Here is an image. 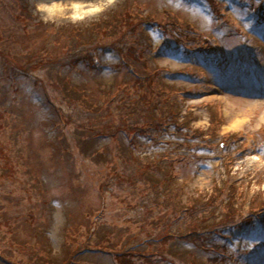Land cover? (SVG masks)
Returning a JSON list of instances; mask_svg holds the SVG:
<instances>
[{
	"label": "rangeland",
	"instance_id": "obj_1",
	"mask_svg": "<svg viewBox=\"0 0 264 264\" xmlns=\"http://www.w3.org/2000/svg\"><path fill=\"white\" fill-rule=\"evenodd\" d=\"M261 1L0 0V264H264V228L228 226L264 209ZM180 30L212 45L199 68L174 48ZM68 54L93 67H62ZM159 68L186 71L165 84L189 92L177 134L112 99L141 96ZM204 201L201 219L232 234L222 256L178 237Z\"/></svg>",
	"mask_w": 264,
	"mask_h": 264
},
{
	"label": "trees",
	"instance_id": "obj_2",
	"mask_svg": "<svg viewBox=\"0 0 264 264\" xmlns=\"http://www.w3.org/2000/svg\"><path fill=\"white\" fill-rule=\"evenodd\" d=\"M246 1H249L250 3H252V0H246ZM256 9L257 10L254 11V14L258 15V17H261V19H264V2L261 1V3L258 4ZM170 21H171L170 24L172 26L174 24H176V26H179L176 19L175 20L173 19ZM146 22H147L146 24L149 23L148 21H146ZM188 26H186V27H188ZM82 29H83V27H82ZM82 29L79 27L67 28L66 32L67 33L72 32V36L79 38L82 35V32L79 30H82ZM93 29H94V31L97 29L101 30V28H99V27H96V28L93 27ZM181 31L182 30H180V32L178 34H176L177 40H176V44L174 45V48H176L177 50H183L184 54L188 56L189 66H191L193 68H195V67L199 68L200 65H198L196 62L199 60L198 58H204L205 59V58H207V57H205V56H207V54L214 53V51L212 49L213 47L211 44L209 45L210 46L209 48H204V49H202L200 47H195L194 45H192V43H195L196 41H188L187 39L184 38L185 35L182 34ZM201 32H202L201 30H198V31H196V33H194L193 30H189V32H187V34L190 36H194L198 33L197 35L199 37V36L203 35V33H201ZM186 41H188V42H186ZM144 45H146V44H144ZM168 48H169V45L167 43H164L160 46V49H161L160 52L162 54H165V52ZM125 53L127 55H132L131 53H133V52L128 48ZM67 57L69 58L68 62L67 61L65 62L64 61L65 59H61V61H64V62H60L62 67L63 66H65V67L70 66L69 68H71L73 66L72 68H76L77 66H80V64H83L84 66H88L90 68L93 67V65L90 62H88L87 60H85L82 57H72V54H68ZM68 58H66V59H68ZM94 66H95V64H94ZM182 72L186 73V71H183V70H171V69L159 68V70H157L153 74L149 72V75H147L146 79L139 80V83L137 84L138 86H142V87L147 86L149 88V90L147 92H143L141 94V96H136V97H134V99H127V97H123V96L118 97L117 96L119 94L118 93L117 95H115V94L112 95V99L114 101H116V103L120 102L121 100L124 101L125 103L132 102V104L128 107V109L130 111L132 110L133 106H135V111L144 113L143 110H145V112H147V110L144 109V106L145 105L150 106L152 108V112L150 113V116L148 115L149 119L147 121L149 123H152L155 125H163L164 124V129L166 128V130H169L170 127L168 128L167 126H170V124H172L171 122H173V123L177 122V121H175L176 118L180 117V120L183 117L187 118L186 114H183V117H182L181 107L183 106V102L185 101L183 98H185V95L187 98L188 97L187 94L189 92H187V94H184L183 91H185V89L178 90L176 88L169 90V88H168L169 86L165 85V84H169L168 81H171V80H172L171 82H175V80L178 79L180 75L184 74ZM170 75L175 76V79H171L172 77H168ZM154 81H160L161 83L163 82V85H165L167 87L163 86L164 88H161L163 90L159 91L155 88ZM123 90H125V89H123ZM173 92H175V93L171 97V93H173ZM107 96H110V93H108ZM190 96H193V95H189V97ZM40 98L43 102H47L49 105L50 104L54 105L49 99L46 98L45 95H40ZM117 99H118V101H117ZM115 106H116V104H115ZM167 118H169V119H167ZM185 122H186V120L183 123L185 124ZM183 123L177 122L176 126L174 125L175 128L172 129L173 132H175V133H171V132L170 133L171 134H177L176 131H179V128L181 127V125ZM172 126H173V124L171 125V128H172ZM130 127H132V126H130ZM130 127H128V128L130 129ZM129 129H121L117 133L121 134V133H123L122 130L123 131L125 130V132L129 133V135H132V130L130 131ZM114 133H116V132H114ZM104 134L109 135L110 133H104ZM104 134H99V135L104 136ZM165 153H166V151H165ZM164 155L169 156V154L167 155V153ZM170 178H171V176H170ZM205 202L206 201H204L199 206H196V208H193V210H192L193 217L197 218V225H196L195 229L191 230V233H189V235H187L183 238H181L180 236H178V237H179V239H183V242H185L182 244H185V245L188 244L189 246L193 244V247L196 246L197 250L200 251V253L206 251V252H210L212 254L221 255L224 252L222 251L223 248H220L219 241L217 239H219L220 243H222L221 240L225 238L224 233L226 231L223 232V230H221V229L214 228V227L212 228L210 226L211 223H210V221H207V218H204L203 220L201 219V216H199V213L203 212V210L207 204ZM211 202H212V200L210 201V204H211ZM202 205H203V207H202ZM263 210L264 209H261L260 211H256V212L250 214L248 217H245L246 219H244V220L243 219L239 220L240 223H238V225H232L230 223L228 225L229 230H232L233 227H235V226L242 228L243 224H245L246 226L251 225V224L252 225L253 224H257V225L260 224V219L263 216V212H264ZM214 212H216V210ZM201 222H204V223L201 224ZM234 223H237V222H234ZM225 230H226V228H225ZM167 232L168 231L164 232V236H166V238L169 240L168 237H170L171 234L170 233L167 234ZM208 240H212V241L209 242ZM174 242H176V246L182 245L179 241L178 242L174 241ZM185 248H189V247H185ZM173 254L177 255L176 253H173ZM181 254H182V257H185V256H187V251H185L184 253H181ZM217 259H219V257L216 256V258H213V256H209L208 259H205L206 263H204V264H214ZM198 262L201 263L200 261H198Z\"/></svg>",
	"mask_w": 264,
	"mask_h": 264
},
{
	"label": "bare ground",
	"instance_id": "obj_3",
	"mask_svg": "<svg viewBox=\"0 0 264 264\" xmlns=\"http://www.w3.org/2000/svg\"><path fill=\"white\" fill-rule=\"evenodd\" d=\"M56 9H57V7L55 5L51 6L50 8H49L48 5L46 6V10L48 12H54ZM240 124H242V121L241 120H237V121H235V125H232V127H236V126H238ZM255 159L259 160L258 158H255Z\"/></svg>",
	"mask_w": 264,
	"mask_h": 264
}]
</instances>
